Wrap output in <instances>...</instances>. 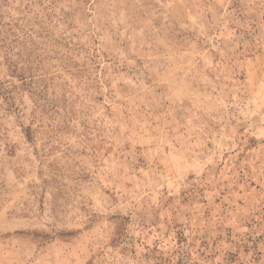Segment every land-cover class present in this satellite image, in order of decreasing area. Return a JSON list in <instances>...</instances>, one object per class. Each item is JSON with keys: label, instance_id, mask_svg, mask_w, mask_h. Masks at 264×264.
Masks as SVG:
<instances>
[{"label": "rangeland", "instance_id": "374dc122", "mask_svg": "<svg viewBox=\"0 0 264 264\" xmlns=\"http://www.w3.org/2000/svg\"><path fill=\"white\" fill-rule=\"evenodd\" d=\"M0 264H264V0H0Z\"/></svg>", "mask_w": 264, "mask_h": 264}]
</instances>
